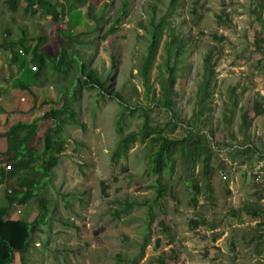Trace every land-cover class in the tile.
<instances>
[{"label": "rangeland", "instance_id": "rangeland-1", "mask_svg": "<svg viewBox=\"0 0 264 264\" xmlns=\"http://www.w3.org/2000/svg\"><path fill=\"white\" fill-rule=\"evenodd\" d=\"M4 2L0 0V42L25 36L31 48L42 35L41 49L51 60L32 87L37 95L34 105L22 88L0 99V130L14 121L30 122L61 103L76 112L73 121L63 124L64 149L52 179L43 185L46 230L33 236L22 258L15 253L11 264H264L259 238L253 239L264 230L241 210L264 204V176L256 179L249 164L264 156L260 155L264 108L260 115L252 110L254 102L264 106V44L261 51L254 45L263 37L264 0H174L170 11V0H85L80 6L67 0L58 22L39 11H25L24 0L14 11ZM123 3L125 11L115 31L103 37ZM75 12L77 17L69 18ZM164 16L174 35L188 45L176 72V124L165 134L183 138L191 126L206 136L212 155L205 177L199 163L192 166L178 155L173 171L162 175L164 197L154 202L155 176L144 144L136 141L117 162L111 153L120 139L116 122L123 116V104L149 106L152 124L161 128L170 117L153 100L160 94L157 64L168 40L167 29L148 73L147 95L140 71L149 39L148 20ZM68 34L72 40L67 45ZM61 50L73 58L63 65L66 74L55 70ZM9 54L0 52L1 65ZM206 54L211 56L213 75L209 95L200 102ZM30 58V53L20 57L29 68ZM80 62L102 79L110 76L107 85L121 95L123 104L99 96L80 81L76 84ZM245 111L248 128L241 124ZM124 120V135L137 131L142 122L137 112ZM3 145L0 137V148ZM247 146L251 152L241 153ZM37 164L26 173L28 180L39 179ZM192 181L200 186L195 204ZM3 194L0 187V205ZM124 201L145 203L117 215L118 202ZM37 213L36 198L12 207L10 217L31 221ZM192 221L200 223L193 226Z\"/></svg>", "mask_w": 264, "mask_h": 264}, {"label": "trees", "instance_id": "trees-1", "mask_svg": "<svg viewBox=\"0 0 264 264\" xmlns=\"http://www.w3.org/2000/svg\"><path fill=\"white\" fill-rule=\"evenodd\" d=\"M9 10H16L20 0H4ZM25 11L33 13L39 11L43 15L50 16L52 22H58L63 19V1L67 0H24ZM75 4H83L85 0H74ZM174 0H170L168 11L171 10ZM71 5V4H69ZM126 4L123 3L122 10L114 19L105 32L106 35L115 31V26L118 24L121 15L125 11ZM72 13V12H71ZM68 14L69 18L77 17V13ZM90 13V11H88ZM169 14V12H167ZM166 17H161L155 21L154 17L148 20L147 32L149 34L146 55L142 61L141 73L143 77V87L146 95L149 92L148 73L155 61L158 50L161 34L164 29L168 30V40L163 44V53L159 57V88L160 94L158 98H153L154 102L160 109H164L170 114L168 121L163 128L156 124H152L150 116V107L142 105L127 106L123 104L121 95L113 92L107 83L110 81V76L102 79L99 73L91 68L86 67L80 62L79 75L75 79V83L80 81L87 89L97 90L99 96H110L115 98L122 105L121 118L116 122L117 131L120 134L114 150L111 153V160L117 162L122 157H126L131 146L139 141L144 144L147 150V158L150 165L151 173L155 176L154 187L156 195L153 201H160L165 195V186L162 184V175L166 171L170 173L175 166L176 157L181 156L184 161H189L192 166L199 163L202 166V177L208 173L209 161L212 155L211 148L207 145V138L193 127L187 128V135L183 138H174L165 134V129L174 127L176 124V113L174 111L176 72L178 63L182 61V57L188 47L186 40L180 36L174 35L173 28ZM68 25H70L68 23ZM68 27V26H67ZM263 37L254 42L258 50H262L264 44V25ZM68 29V28H67ZM69 30V29H68ZM44 37L39 35L35 39L33 47H29L28 39L24 36L18 40H12L4 37L0 42V52L9 51V64H15L20 59L18 51H14V46L17 49L22 48L26 54H31L32 66L29 68L30 86L36 83L41 78V74L50 59V54L42 50L44 45ZM72 38L67 37V45ZM70 56H67L64 50L59 52L58 65L55 70L60 74H66L63 71V65L70 64ZM204 72L205 77L201 84L203 99L209 95V86L213 75V62L211 56H204ZM31 67L35 69L32 70ZM162 68V70H161ZM66 70V69H65ZM71 70V65L68 71ZM0 97L7 95V79L3 72H0ZM27 84L26 87L29 85ZM25 84L20 87L24 89ZM33 87V86H32ZM20 88V89H21ZM27 92L33 98V105L36 101V94L32 88H27ZM264 106L260 102H254L252 110L254 115H260L263 112ZM137 112L138 117L142 120L140 128L135 132L123 134L122 125L125 123L124 118L134 115ZM76 112L71 106L61 103L60 106L52 107L45 111L41 116L35 118L31 122L16 121L12 123L4 132L0 133V137L5 138L6 148L0 152V185L5 183L3 188V204L0 205V264H11L14 261V254H19L23 257L31 244L33 236L42 234L46 230L45 226L48 206L45 203L44 196H41L43 185L50 182L53 177V169L57 166L60 154L64 149L63 140V124L66 121H73ZM124 117V118H123ZM49 121V125L47 122ZM241 124L244 128L249 127L248 112H243L241 116ZM40 132V134H39ZM251 146L242 149L241 153L251 152ZM33 163H38L39 179H27L26 173L29 172ZM15 181V184L13 183ZM192 189V202L195 204V196L200 192V186L197 181L190 183ZM205 193H210V188L205 189ZM37 198L38 213L33 220L28 221L26 218L11 219L12 207L24 206L33 199ZM147 202V201H146ZM145 203V202H143ZM135 201L118 202L119 210L116 214L129 211L134 205H139ZM250 215L253 217H261L257 223L258 227L264 229V208L250 207ZM231 222V221H230ZM193 226H197L199 221H192Z\"/></svg>", "mask_w": 264, "mask_h": 264}, {"label": "crops", "instance_id": "crops-1", "mask_svg": "<svg viewBox=\"0 0 264 264\" xmlns=\"http://www.w3.org/2000/svg\"><path fill=\"white\" fill-rule=\"evenodd\" d=\"M5 3V2H4ZM26 4V3H25ZM50 17V16H49ZM6 35V34H5ZM4 35V36H5ZM18 50V49H17ZM26 61L24 60V59H19L18 60V62L17 63H15V64H9V56H8V59H7V63H5V64H3V65H1L2 64V61H1V59H0V72H3L4 73V75H6L5 77H6V79H8L7 81H8V83H7V89L9 90V93L7 94V95H10V96H12L11 94H13V91L14 90H18V89H20L21 87V85L23 84H25V88L24 89H21V90H26L27 91V88H32V86L34 85H31L30 86V79H29V77H30V73H29V66H26L25 63ZM0 78H1V76H0ZM27 84H29L27 87H26V85ZM4 96H6V95H4ZM37 96V95H36ZM3 97V96H2ZM2 97H0V99H2ZM32 103V102H31ZM31 105H33V103L31 104ZM3 110L0 108V112H2ZM14 122H16V121H14ZM13 122V123H14ZM31 122V121H30ZM11 125V124H10ZM9 125V126H10ZM8 126V127H9ZM7 127V128H8ZM5 131V130H4ZM4 131H2V130H0V133H2V132H4ZM2 139H4V145H3V147L2 148H0V152H2V151H4L5 150V148H6V142H5V138H3V137H1ZM261 154L260 155H262V154H264V152H260ZM259 154V153H258ZM255 156H257V155H255ZM249 164H252L254 167V169H256V163H254V161H250L249 162ZM252 168V169H253ZM253 170H251V172H252ZM252 174H254L253 172H252ZM261 176V178L264 176V166H261L258 170H257V174H255V177H256V179H258L259 177ZM4 186H5V183H3V184H1L0 185V187H3L4 188ZM260 207V208H264V204L261 206V205H246V206H244L241 210L245 213V214H247L249 217H251L252 218V220L255 222V225H256V227H258V222L261 220V217H253V216H251L250 215V207ZM11 219H19V218H13V217H11ZM258 228H261V227H258ZM264 230V229H263ZM253 239H257V238H259V240L257 241V243L258 242H260V244H258V245H260L261 246V248H262V250H264V233H258L257 235H253ZM257 243H255V247H256V244ZM258 248L256 247V250H257ZM257 251H259V250H257Z\"/></svg>", "mask_w": 264, "mask_h": 264}, {"label": "built area", "instance_id": "built-area-1", "mask_svg": "<svg viewBox=\"0 0 264 264\" xmlns=\"http://www.w3.org/2000/svg\"><path fill=\"white\" fill-rule=\"evenodd\" d=\"M17 51H18L20 57H25L26 53H25V51L22 48H19ZM31 69L34 70L35 68L34 67H31ZM255 166H256V169H255V171L253 173L254 174H257V170L261 166H264V156L256 162V165ZM243 167H244V169H247V166L246 165H243ZM220 174H221V178L222 179H224V180L227 179V175H226L225 172H222Z\"/></svg>", "mask_w": 264, "mask_h": 264}]
</instances>
